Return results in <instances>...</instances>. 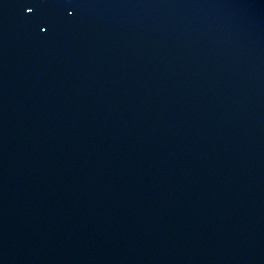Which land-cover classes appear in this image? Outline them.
<instances>
[{
  "label": "water",
  "instance_id": "obj_1",
  "mask_svg": "<svg viewBox=\"0 0 264 264\" xmlns=\"http://www.w3.org/2000/svg\"><path fill=\"white\" fill-rule=\"evenodd\" d=\"M0 264H264V0H0Z\"/></svg>",
  "mask_w": 264,
  "mask_h": 264
},
{
  "label": "snow or ice",
  "instance_id": "obj_2",
  "mask_svg": "<svg viewBox=\"0 0 264 264\" xmlns=\"http://www.w3.org/2000/svg\"><path fill=\"white\" fill-rule=\"evenodd\" d=\"M28 11H29V12H31V11H32V9H31V8H29V9H28Z\"/></svg>",
  "mask_w": 264,
  "mask_h": 264
}]
</instances>
